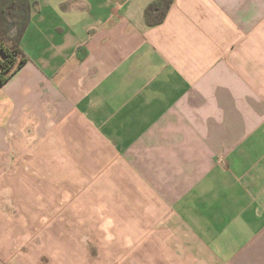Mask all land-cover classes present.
Instances as JSON below:
<instances>
[{
    "label": "crops",
    "instance_id": "obj_1",
    "mask_svg": "<svg viewBox=\"0 0 264 264\" xmlns=\"http://www.w3.org/2000/svg\"><path fill=\"white\" fill-rule=\"evenodd\" d=\"M29 1L0 264H264V0Z\"/></svg>",
    "mask_w": 264,
    "mask_h": 264
},
{
    "label": "trees",
    "instance_id": "obj_2",
    "mask_svg": "<svg viewBox=\"0 0 264 264\" xmlns=\"http://www.w3.org/2000/svg\"><path fill=\"white\" fill-rule=\"evenodd\" d=\"M174 0H155L143 12L148 27L162 24ZM29 0H0V86L27 61L21 41L30 22Z\"/></svg>",
    "mask_w": 264,
    "mask_h": 264
},
{
    "label": "rangeland",
    "instance_id": "obj_3",
    "mask_svg": "<svg viewBox=\"0 0 264 264\" xmlns=\"http://www.w3.org/2000/svg\"><path fill=\"white\" fill-rule=\"evenodd\" d=\"M53 232H56L55 233V235H56V237L54 238V241H52V244H54V246L55 247H57V248H64V247H67V249H69V244H67V246H64L63 245V242H64V239H63V234H62V236H60V231H61V228L59 227V226H56V228H54L53 230H52ZM61 238H62V244H60L59 242H60V240H61ZM57 241V242H56ZM66 241V240H65ZM74 245H73V251H74ZM69 252V250L67 251V253ZM73 263H75L74 261H73Z\"/></svg>",
    "mask_w": 264,
    "mask_h": 264
}]
</instances>
